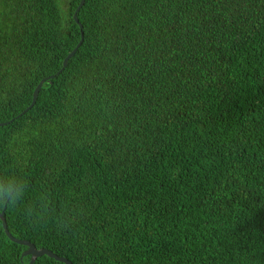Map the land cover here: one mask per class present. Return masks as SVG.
<instances>
[{"label": "trees", "instance_id": "obj_1", "mask_svg": "<svg viewBox=\"0 0 264 264\" xmlns=\"http://www.w3.org/2000/svg\"><path fill=\"white\" fill-rule=\"evenodd\" d=\"M80 1L0 0L9 233L71 264H264V0ZM26 248L0 220V264Z\"/></svg>", "mask_w": 264, "mask_h": 264}, {"label": "water", "instance_id": "obj_2", "mask_svg": "<svg viewBox=\"0 0 264 264\" xmlns=\"http://www.w3.org/2000/svg\"><path fill=\"white\" fill-rule=\"evenodd\" d=\"M84 0H81L79 2V5L78 7L76 8L74 14H73V18L76 22L77 21V11L79 10V8L81 7V5L83 4ZM80 45V41L78 42V44L75 46V48L64 58L63 60V66L66 65V61L68 60L69 57H71L74 52L76 51L77 47ZM52 77V76H51ZM50 78V77H49ZM46 79V78H45ZM45 79H42L38 84L37 86L35 87L34 91H33V96H32V100H31V103L28 107L32 106L34 103H35V100H36V97H37V94H38V91L42 85V82H44ZM25 110H23L18 116H20L21 114L24 113ZM7 122H0V126H3L5 125ZM4 214V211H0V220H1V224H2V228L4 230V233L6 234V236L13 242L17 243V244H21V245H24L26 246L27 248L22 252V255L21 256H26V255H29L30 256V262L29 264H32L33 261L35 260V258L39 257V256H42V255H47L48 257L50 258H53L59 262H63L64 264H71V262L63 257V256H59L57 254H55L54 252H52L51 250L49 249H46V248H37L33 243H31L30 241L28 240H24V239H18L14 236H12L9 231H8V228H7V224H6V221H5V218L3 216Z\"/></svg>", "mask_w": 264, "mask_h": 264}]
</instances>
